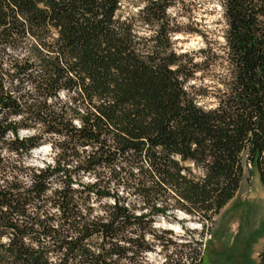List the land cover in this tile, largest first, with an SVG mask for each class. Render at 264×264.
<instances>
[{"label": "trees", "instance_id": "1", "mask_svg": "<svg viewBox=\"0 0 264 264\" xmlns=\"http://www.w3.org/2000/svg\"><path fill=\"white\" fill-rule=\"evenodd\" d=\"M124 1L0 0V264H148L156 217L208 227L247 172L264 189V0H220L209 108L218 55L177 50L176 0ZM196 243L161 264H202Z\"/></svg>", "mask_w": 264, "mask_h": 264}, {"label": "rangeland", "instance_id": "2", "mask_svg": "<svg viewBox=\"0 0 264 264\" xmlns=\"http://www.w3.org/2000/svg\"><path fill=\"white\" fill-rule=\"evenodd\" d=\"M142 4V0H125L122 15L136 13ZM170 13L181 29L174 36L179 52L197 53L202 49H212L218 55L209 70L199 73L195 81L197 86L208 91V95L200 100L201 105L213 107L216 102L214 92L219 86L217 82L225 73V21L220 0H176ZM27 134L29 132H22V135ZM54 151L48 142L42 144L32 150L30 164L43 166L52 163ZM91 180L92 176L83 178L85 183ZM171 214L167 218L158 216L155 219L156 232L162 236L168 249L164 251L158 244L147 252L145 260L148 264H161L170 251L191 252L197 241H203L202 264H259L258 256L264 248V189L256 172L245 174L234 198L208 227L182 211L175 210ZM185 262L192 264L189 257Z\"/></svg>", "mask_w": 264, "mask_h": 264}]
</instances>
